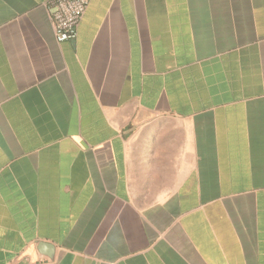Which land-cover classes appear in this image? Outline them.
Wrapping results in <instances>:
<instances>
[{
	"label": "crops",
	"instance_id": "crops-1",
	"mask_svg": "<svg viewBox=\"0 0 264 264\" xmlns=\"http://www.w3.org/2000/svg\"><path fill=\"white\" fill-rule=\"evenodd\" d=\"M0 0V264H264V0Z\"/></svg>",
	"mask_w": 264,
	"mask_h": 264
},
{
	"label": "built area",
	"instance_id": "built-area-1",
	"mask_svg": "<svg viewBox=\"0 0 264 264\" xmlns=\"http://www.w3.org/2000/svg\"><path fill=\"white\" fill-rule=\"evenodd\" d=\"M89 0H48L46 8L55 40L58 43L76 38Z\"/></svg>",
	"mask_w": 264,
	"mask_h": 264
}]
</instances>
